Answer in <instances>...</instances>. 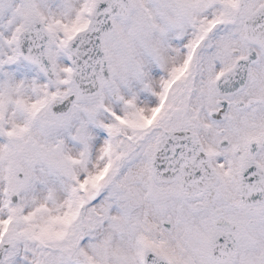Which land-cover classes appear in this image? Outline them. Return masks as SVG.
Instances as JSON below:
<instances>
[{
  "label": "snow or ice",
  "instance_id": "6c2138e0",
  "mask_svg": "<svg viewBox=\"0 0 264 264\" xmlns=\"http://www.w3.org/2000/svg\"><path fill=\"white\" fill-rule=\"evenodd\" d=\"M0 264H264V0H0Z\"/></svg>",
  "mask_w": 264,
  "mask_h": 264
}]
</instances>
